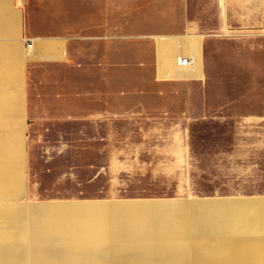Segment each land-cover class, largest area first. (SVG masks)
Listing matches in <instances>:
<instances>
[{"label":"crops","instance_id":"1","mask_svg":"<svg viewBox=\"0 0 264 264\" xmlns=\"http://www.w3.org/2000/svg\"><path fill=\"white\" fill-rule=\"evenodd\" d=\"M181 54L191 63L178 65ZM171 110L183 131L216 118L218 133L264 143V0H0V131L27 128L38 116L49 124L57 115L112 132L119 118ZM4 138L0 146L8 145ZM237 200L264 207L263 197H228L70 205L98 211L39 208L57 241L28 252L18 245L27 208H17L21 238L12 254L17 264H173L130 253L155 235L154 225L128 213L175 206V239L188 243L185 264H213L201 256L226 253L215 243L264 238L256 231L228 236L224 223L197 218L201 207L223 213L224 202ZM200 242L207 245L197 253L190 244Z\"/></svg>","mask_w":264,"mask_h":264},{"label":"rangeland","instance_id":"2","mask_svg":"<svg viewBox=\"0 0 264 264\" xmlns=\"http://www.w3.org/2000/svg\"><path fill=\"white\" fill-rule=\"evenodd\" d=\"M38 117L43 119L31 120L27 128L0 131L5 136L1 141L8 144L0 146V163L8 166L0 167L5 177L0 190L6 191L0 193V210L28 209L21 211L25 242L18 244L25 252L33 244L57 241L52 237L56 230L37 216L39 208L98 211L96 206L70 205L264 198V143L249 140L243 132L218 133L221 125L216 118L192 121L183 131L181 124L175 128L178 116L171 110L164 115L119 118L116 130L99 132L92 122L55 115L46 124L45 116ZM14 188L20 194L10 193ZM175 213V206L128 213L154 225L149 229L155 235L154 241L137 243L130 253L185 264L188 243L175 239ZM206 245L190 244L194 250L198 247L197 253Z\"/></svg>","mask_w":264,"mask_h":264},{"label":"bare ground","instance_id":"3","mask_svg":"<svg viewBox=\"0 0 264 264\" xmlns=\"http://www.w3.org/2000/svg\"><path fill=\"white\" fill-rule=\"evenodd\" d=\"M7 180L11 181V177ZM217 215L222 219H217ZM197 218L203 222L212 220L216 224L224 223V233L236 236L237 233L244 236L246 232L264 233V207L257 208L251 201H228L223 203V213L220 209L213 208L212 214L205 206L198 209ZM218 223H217V222ZM237 231L233 232V229ZM221 232V231H220ZM227 236V235H226ZM21 238L20 216L16 209L0 210V254H5L0 258V264H17L15 256L12 254L17 250V240ZM232 238V237H231ZM243 238V237H242ZM225 243H215L214 249L218 245H223L226 253H213L208 256H201L204 260H210L213 264H259L264 258L262 248L263 239H251ZM227 240V239H226ZM228 241V240H227ZM230 241V240H229ZM200 249L204 250L205 246Z\"/></svg>","mask_w":264,"mask_h":264},{"label":"built area","instance_id":"4","mask_svg":"<svg viewBox=\"0 0 264 264\" xmlns=\"http://www.w3.org/2000/svg\"><path fill=\"white\" fill-rule=\"evenodd\" d=\"M176 60H177V64H179L181 66H186L189 63H191V59L187 56H184V55H178Z\"/></svg>","mask_w":264,"mask_h":264}]
</instances>
